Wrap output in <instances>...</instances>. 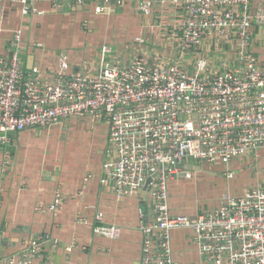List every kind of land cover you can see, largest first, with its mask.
Segmentation results:
<instances>
[{"label": "built area", "instance_id": "2783aa9c", "mask_svg": "<svg viewBox=\"0 0 264 264\" xmlns=\"http://www.w3.org/2000/svg\"><path fill=\"white\" fill-rule=\"evenodd\" d=\"M1 1L20 3L26 15L42 13L35 6L38 0H0V36L8 31ZM74 1L84 5L87 0ZM95 1L97 13L113 3L133 2L147 15L171 6L181 19L165 51L137 48L144 40L136 38L131 57L120 60L103 46L99 72L77 74L68 73L69 58L62 54L52 83L41 79L38 68L25 70L23 32L11 30L7 54H0V144L10 143L9 133L45 130L70 119L90 116L105 122L111 158L104 163L102 182L111 180L121 197L143 194L147 202L140 226L143 264H174L172 232L182 228L193 231L200 254L211 262L264 264V182L242 195L226 194L218 209L196 217L171 213L168 188L182 174V163H243L262 157L264 66L253 50L252 28L264 29V0ZM210 44L213 56L186 59ZM9 157L5 151V166ZM225 175L231 179L235 172ZM64 201L58 194L47 208L37 209L55 212ZM96 221L97 235L120 236L121 228L103 224L101 213ZM47 241L38 238L0 258V264H32Z\"/></svg>", "mask_w": 264, "mask_h": 264}, {"label": "crops", "instance_id": "0c3cea01", "mask_svg": "<svg viewBox=\"0 0 264 264\" xmlns=\"http://www.w3.org/2000/svg\"><path fill=\"white\" fill-rule=\"evenodd\" d=\"M1 3L8 31L0 36V54H7L11 30L21 29L25 70L38 68L41 79L50 83L62 54L69 58L68 73L77 74L99 72L103 46H110L120 60L131 57L136 38L144 40L137 48L165 51L167 38L181 19L171 6L157 7L147 15L133 2L113 3L107 12L97 13L95 0L84 5L74 0H38L35 6L42 13L27 15L20 3ZM252 30L253 50L264 66V29L253 26ZM214 48L205 45L196 56L186 59L213 56ZM108 133L107 123L87 116L45 130L8 134L10 143L0 144V258L21 252L39 238L50 241L40 246V256L32 264H143L140 226L148 214L147 202L143 194L121 197L111 180L102 182L104 163L111 158ZM5 151L10 156L6 166ZM187 164L194 167L182 169V174L168 183L174 215L196 217L218 209L226 192L242 195L249 185L264 182V150L257 161ZM228 170L235 172L233 180L226 177ZM184 171L192 176L186 177ZM243 171L245 175H240ZM58 194L65 201L57 211L37 209L47 208ZM100 213L103 224L121 228L118 238L95 233ZM171 244L174 264H227L204 258L190 229L174 230Z\"/></svg>", "mask_w": 264, "mask_h": 264}, {"label": "water", "instance_id": "95a60500", "mask_svg": "<svg viewBox=\"0 0 264 264\" xmlns=\"http://www.w3.org/2000/svg\"><path fill=\"white\" fill-rule=\"evenodd\" d=\"M179 168L181 169H192L194 167L193 164H187V163H182L178 165Z\"/></svg>", "mask_w": 264, "mask_h": 264}, {"label": "rangeland", "instance_id": "374dc122", "mask_svg": "<svg viewBox=\"0 0 264 264\" xmlns=\"http://www.w3.org/2000/svg\"><path fill=\"white\" fill-rule=\"evenodd\" d=\"M158 17H159V15H158ZM127 40H129V39H127ZM262 167H263V165H262ZM241 174H242V175H245V172L243 171V172L240 173V175H241ZM233 178H234V177H233ZM233 178L230 179V180H233ZM249 186L251 187V185H249ZM226 194H231V193L226 192L225 194H223V196H221V197H222L221 201L223 200V197H225Z\"/></svg>", "mask_w": 264, "mask_h": 264}]
</instances>
